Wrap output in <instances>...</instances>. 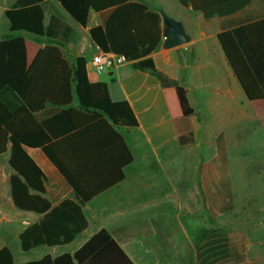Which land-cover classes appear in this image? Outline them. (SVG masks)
Wrapping results in <instances>:
<instances>
[{
	"label": "crops",
	"instance_id": "1",
	"mask_svg": "<svg viewBox=\"0 0 264 264\" xmlns=\"http://www.w3.org/2000/svg\"><path fill=\"white\" fill-rule=\"evenodd\" d=\"M13 3L5 0L0 5V17H6ZM45 10L47 19L57 14L79 33L77 43L50 46L59 48L69 69L77 58H86L93 99L127 101L132 107L139 126L118 131L134 161L125 167L122 182L84 206L89 225L73 243L17 261L12 243L19 244L21 232L42 216L12 207L10 152L1 155L0 250L9 246L14 264L46 255L55 258L73 253L106 229L134 264H264V221L257 217L264 207V100L247 98L218 40L223 31L264 19V0H128L100 12L91 10L86 27L58 0H45ZM162 12L182 22L190 42L164 49ZM7 22L0 37L8 50L1 81L17 90L49 43L26 33L7 39ZM95 26L105 31L108 53L126 58L100 75L90 63L100 50L90 35ZM146 59L179 81V86L165 88L155 74L134 69V63ZM58 77L55 90L67 82L66 74ZM55 108L50 104V116ZM61 110L76 130L104 118L98 112L82 111L75 98ZM182 136L190 141L182 144ZM83 145L107 146L89 141ZM234 146L249 149L236 157ZM29 154L47 177L45 197L52 206L74 199L72 189L43 153L29 149ZM238 162L240 171L234 169ZM12 220L22 226L16 229Z\"/></svg>",
	"mask_w": 264,
	"mask_h": 264
},
{
	"label": "trees",
	"instance_id": "2",
	"mask_svg": "<svg viewBox=\"0 0 264 264\" xmlns=\"http://www.w3.org/2000/svg\"><path fill=\"white\" fill-rule=\"evenodd\" d=\"M5 12L10 24L7 39L26 33L45 38L42 49L14 90L1 81L8 61V50L0 44V156L10 152L9 165L12 207L42 217L20 234L21 248L29 252L38 247H58L73 243L88 228L84 206L92 199L125 179L124 169L134 161L120 128H136L138 119L127 101L110 98L94 100L87 73V60L79 57L67 68L58 47L50 43H77L79 33L61 16L46 18L45 0H9ZM78 24L86 27L91 10L100 12L128 0H58ZM90 35L98 48L108 53V40L102 26L91 28ZM218 40L230 68L250 101L264 100V19L218 34ZM67 66V67H66ZM134 69L155 74L163 87L179 86V81L159 71L152 59L133 64ZM65 68V69H63ZM66 70V71H64ZM66 72V73H65ZM67 76L62 89L55 90L58 76ZM77 99L85 112H98L104 118L76 130L61 107ZM50 104L56 108L51 112ZM105 142L84 148V142ZM190 141L182 136L180 142ZM38 149L57 169L74 193L53 207L45 197L47 177L29 154ZM90 151V152H89ZM0 264H14L9 246L0 250ZM24 264H134L108 230L102 229L73 253Z\"/></svg>",
	"mask_w": 264,
	"mask_h": 264
},
{
	"label": "rangeland",
	"instance_id": "3",
	"mask_svg": "<svg viewBox=\"0 0 264 264\" xmlns=\"http://www.w3.org/2000/svg\"><path fill=\"white\" fill-rule=\"evenodd\" d=\"M4 4H5V0H3V1H1L0 2V5L1 6H4ZM68 19H71V18H69L68 17ZM8 24V22H7V19H6V17L4 16H2V17H0V37L4 34V32H6V30H7V25ZM249 148H247V147H233L232 148V155L233 156H236V157H238L239 156V154H241V152L243 151V150H248ZM242 164V163H241ZM239 166H240V162H238V163H234V169H236V170H238V171H240V169H239ZM237 172V171H236ZM237 181H238V179H237ZM258 206V205H257ZM263 207V206H262ZM257 213H259V212H257ZM260 216H259V214L257 215V217L259 218V219H261V220H263L264 221V207H263V210L262 211H260ZM9 222H12V225L16 228V229H18L20 226H22L20 223H16L15 221H9ZM16 224V225H15ZM4 225H6V224H4ZM24 226V225H23ZM4 230H6L7 232H10V230L8 229V228H4ZM17 232H15V234H16ZM81 240V239H80ZM18 240H15L13 243H12V250H13V252H14V254H15V257H16V260L18 261V259H19V257L20 256H22V257H25V256H28V257H31V256H34V255H36V254H38L39 252H42V251H46V250H50V248H48V247H45V246H42V247H39L37 250H34L33 252H31V253H25V252H22L21 251V247H20V243L18 244Z\"/></svg>",
	"mask_w": 264,
	"mask_h": 264
},
{
	"label": "water",
	"instance_id": "4",
	"mask_svg": "<svg viewBox=\"0 0 264 264\" xmlns=\"http://www.w3.org/2000/svg\"><path fill=\"white\" fill-rule=\"evenodd\" d=\"M164 17V49H172L182 46L191 41V36L186 32V29L181 21L162 12Z\"/></svg>",
	"mask_w": 264,
	"mask_h": 264
},
{
	"label": "built area",
	"instance_id": "5",
	"mask_svg": "<svg viewBox=\"0 0 264 264\" xmlns=\"http://www.w3.org/2000/svg\"><path fill=\"white\" fill-rule=\"evenodd\" d=\"M125 61V56H112L109 53L98 50V52L91 57L90 63L94 72L100 75L123 64Z\"/></svg>",
	"mask_w": 264,
	"mask_h": 264
}]
</instances>
